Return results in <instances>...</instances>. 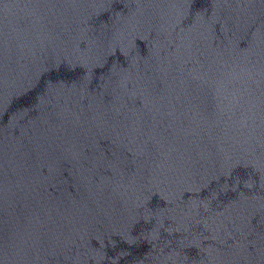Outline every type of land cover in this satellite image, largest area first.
<instances>
[{
    "label": "water",
    "instance_id": "1",
    "mask_svg": "<svg viewBox=\"0 0 264 264\" xmlns=\"http://www.w3.org/2000/svg\"><path fill=\"white\" fill-rule=\"evenodd\" d=\"M0 264H264V0H0Z\"/></svg>",
    "mask_w": 264,
    "mask_h": 264
}]
</instances>
